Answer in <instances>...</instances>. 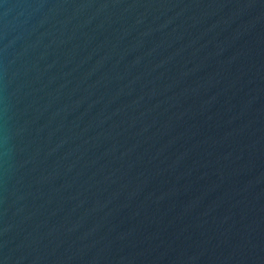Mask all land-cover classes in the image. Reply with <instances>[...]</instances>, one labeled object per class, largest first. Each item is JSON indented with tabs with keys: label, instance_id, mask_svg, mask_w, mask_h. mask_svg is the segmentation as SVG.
<instances>
[{
	"label": "water",
	"instance_id": "1",
	"mask_svg": "<svg viewBox=\"0 0 264 264\" xmlns=\"http://www.w3.org/2000/svg\"><path fill=\"white\" fill-rule=\"evenodd\" d=\"M0 264H264V0H0Z\"/></svg>",
	"mask_w": 264,
	"mask_h": 264
}]
</instances>
